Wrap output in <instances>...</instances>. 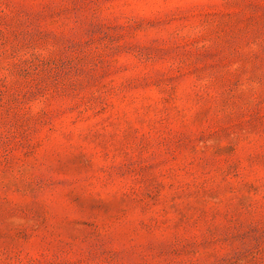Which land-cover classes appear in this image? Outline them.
<instances>
[{
    "label": "rangeland",
    "instance_id": "obj_1",
    "mask_svg": "<svg viewBox=\"0 0 264 264\" xmlns=\"http://www.w3.org/2000/svg\"><path fill=\"white\" fill-rule=\"evenodd\" d=\"M0 264H264V0H0Z\"/></svg>",
    "mask_w": 264,
    "mask_h": 264
}]
</instances>
